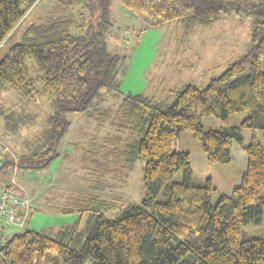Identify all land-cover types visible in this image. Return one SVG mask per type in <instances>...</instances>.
I'll use <instances>...</instances> for the list:
<instances>
[{"label": "trees", "instance_id": "trees-1", "mask_svg": "<svg viewBox=\"0 0 264 264\" xmlns=\"http://www.w3.org/2000/svg\"><path fill=\"white\" fill-rule=\"evenodd\" d=\"M39 1L0 0V50L16 37ZM111 1L61 0L63 7L83 12L80 33L71 15L47 16L25 27L3 56V136L15 137L35 122L30 113L4 106L6 92L15 91L28 102L44 98L50 113L16 160L3 159L0 173L48 168L61 158L60 144L72 125L67 115L83 113L97 129L109 126L116 132L100 141L94 137L82 152V168L92 184L103 181L104 190L116 179L121 161L129 173L142 159V201L122 208L112 199L53 194L46 202L48 212L79 213L81 219L87 216L85 225L79 219L60 229L16 232L27 221L28 211L24 222L9 227L0 241V264H264V231L258 238L244 232L246 226L261 223L264 208V149L256 136L262 132L264 141V0H119L155 26L181 25L185 36L195 28L212 27L225 14L250 18L244 55L205 87L184 85L160 102L120 92L124 58L108 52L104 36ZM108 97L118 101L115 109L105 106ZM241 112L248 116L228 127L230 115ZM207 116L220 119L222 130L205 129ZM186 130L200 141L210 167L232 163L233 145L245 154L246 169L229 196L219 194L211 178L196 180L191 153L180 148L179 136ZM244 130L251 132L249 143ZM115 210L121 214L106 216ZM17 216L22 220L23 212Z\"/></svg>", "mask_w": 264, "mask_h": 264}, {"label": "rangeland", "instance_id": "rangeland-1", "mask_svg": "<svg viewBox=\"0 0 264 264\" xmlns=\"http://www.w3.org/2000/svg\"><path fill=\"white\" fill-rule=\"evenodd\" d=\"M109 8L108 25L104 29L105 42L110 54H118L124 58L125 72L119 78L120 92L124 95L144 94L153 101L160 102L167 100L172 90H180L184 85L195 84L203 88L210 78L223 73L249 48L250 18L244 15L225 14L212 27L195 28L191 34L185 36L181 25L169 22L155 26L153 21L132 14L122 7L119 0H112ZM82 13L80 8L71 10L63 7L61 0L60 2L40 0L24 17L23 25L17 30L16 37L8 41L0 50V61L12 45L20 40L25 27L33 23H41L47 16L70 15L78 27L82 21ZM79 30L78 27L77 32L80 33ZM29 67L32 68V65L29 64ZM261 69L264 71V61ZM169 102L171 103L172 99ZM2 103L7 109L23 111L35 117L34 125L21 129L15 137L3 136L4 130L0 124V142L5 148L4 159L16 160V157L25 150L23 144L26 141H33L45 126L50 105L49 101L41 97L28 102L15 91L4 93ZM117 104L118 101L115 102L108 97L105 106L115 109ZM247 116L246 112L230 115L228 127L238 126ZM67 119L72 125L61 141V158L53 161L48 168L39 171L16 169L5 174L0 173V193L6 189V185L13 182L15 190L18 189L20 195L25 196L31 204L27 221L23 227H16V232L23 229L36 231L60 229L72 226L79 219L81 225H85L87 216L81 219L79 213L59 215L48 212L46 202L53 194L65 193L104 200L112 199L122 208L131 203L140 205L142 201L144 161L136 160L129 173L126 170L128 167L126 162L121 161L119 169L115 171L119 175L117 174L114 181H110L111 186L103 190V181L92 184L93 179L82 168V152L90 147L94 137L100 141L107 136H115L116 132L109 126L97 129L95 122L88 121L83 113L71 112L67 115ZM202 125L207 130L219 131L223 127L221 120L213 116L204 118ZM250 136L251 132L243 131L246 143H249ZM256 136L264 149L262 132L257 131ZM179 141L181 150L191 153L196 180L204 181L206 176H211L212 184L221 195L226 196L230 192L229 189H232L233 182L244 173L246 156L237 147L234 148L232 163L210 167L206 162L200 141L195 140L190 131L181 133ZM127 173L128 176H124ZM179 177L181 178V175ZM120 211L115 210L106 216L117 217L121 214ZM262 217L259 225L244 228L247 237H262L264 208Z\"/></svg>", "mask_w": 264, "mask_h": 264}, {"label": "built area", "instance_id": "built-area-1", "mask_svg": "<svg viewBox=\"0 0 264 264\" xmlns=\"http://www.w3.org/2000/svg\"><path fill=\"white\" fill-rule=\"evenodd\" d=\"M4 149L3 144L0 142V167L4 161ZM28 208V199L15 192L13 182L7 185L6 189L0 193V241H3L9 227L19 226L24 222ZM19 211L23 212L24 217L22 220L17 216Z\"/></svg>", "mask_w": 264, "mask_h": 264}, {"label": "crops", "instance_id": "crops-1", "mask_svg": "<svg viewBox=\"0 0 264 264\" xmlns=\"http://www.w3.org/2000/svg\"><path fill=\"white\" fill-rule=\"evenodd\" d=\"M236 146L235 145H233L232 146V148H231V157H232V159H234V155H235V153H234V151H235V148ZM241 161H243L242 159H240ZM192 162V161H191ZM244 165H245V169H246V166H247V162L246 161H244ZM193 168V167H192ZM245 169H244V171H245ZM243 171V172H244ZM241 172V171H240ZM242 175V174H241ZM208 178H211V180H212V177L211 176H206V179H208ZM240 179H241V177L239 176V178H238V180L236 181V182H233V184H232V186H231V188L232 189H229V193H227L226 194V196H229L230 194H231V192H232V190H233V188L234 187H237V186H239V182H240ZM228 192V191H227ZM225 195V194H224Z\"/></svg>", "mask_w": 264, "mask_h": 264}]
</instances>
